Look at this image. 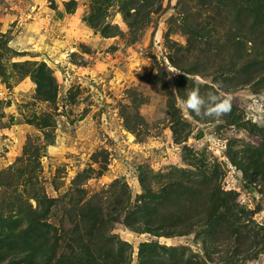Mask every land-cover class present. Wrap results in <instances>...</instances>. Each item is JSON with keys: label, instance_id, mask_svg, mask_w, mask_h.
<instances>
[{"label": "rangeland", "instance_id": "1", "mask_svg": "<svg viewBox=\"0 0 264 264\" xmlns=\"http://www.w3.org/2000/svg\"><path fill=\"white\" fill-rule=\"evenodd\" d=\"M71 1L0 0V40L6 41L7 47L0 42V173L15 171L11 179L0 180V200L7 198L1 210H8L4 204L8 198L19 199L17 206L28 201L27 191L20 186L23 181L26 188L62 198L51 218L54 223L66 215L71 200L79 199L78 190L86 191L83 199L96 193L108 197V190L118 181L127 184L133 201L141 193L140 166L149 168V174L165 173L173 167L197 172L183 161L186 145L199 158L219 165L222 187L238 192L239 203L251 218L249 224L256 230L264 226V184L248 186L228 153L229 140L235 148L244 142L260 143L248 127H264V92L242 88L220 93L230 97L243 115L242 125L232 126L219 118L196 120L177 98L183 120L189 123L178 134L190 132L186 142L177 143L161 77L165 70L170 87H175L179 71L170 63V47L173 42L186 44L179 21L173 18L177 0H158L140 29L125 22L120 0L101 3L108 8L105 26L110 28L105 34L113 35L109 37L85 20L94 0H74L75 10L68 11L66 3ZM29 61L44 62L52 69L57 83L55 102L38 97L31 74L20 66ZM197 79L212 86L211 79ZM135 88L144 92L146 99L140 112L148 132L140 139L125 128L121 110ZM90 168L94 170L85 179ZM151 179L157 188L158 180ZM30 203L38 205L34 198ZM112 232L132 244L134 263L144 241L202 250L195 234L157 237L120 222ZM209 264L225 263L216 258ZM245 264H264V252Z\"/></svg>", "mask_w": 264, "mask_h": 264}, {"label": "trees", "instance_id": "2", "mask_svg": "<svg viewBox=\"0 0 264 264\" xmlns=\"http://www.w3.org/2000/svg\"><path fill=\"white\" fill-rule=\"evenodd\" d=\"M110 1L94 0L85 18L90 27L106 37L113 35L105 34L110 28L105 26L108 8L101 3ZM119 2L125 22L140 29L145 27L158 0ZM75 5L74 0L67 2L66 10L74 11ZM176 7L173 18L179 21L176 23L187 37L186 44L173 42L170 47V63L179 71L175 87H170L165 70L161 77L165 79L162 87L175 140L184 143L190 132L178 133L189 123L183 120L177 98L184 101L196 120L219 118L232 126L242 125L243 115L230 100L227 110L216 108L218 99L228 97L220 93H235L242 88L264 92V0H177ZM0 42L7 49L6 41ZM20 66L24 73L31 74L38 97L55 102L57 83L52 69L44 62L29 61ZM198 76L211 79L212 86L201 83ZM197 85L202 97L199 111L186 104L188 92ZM145 101L144 92L135 88L129 102L121 104L125 128L138 139L148 132L140 112ZM248 130L260 138V143L244 142L235 148L229 140L230 160L248 186L264 184V127L251 124ZM183 149V161L197 172L173 167L165 173L149 174V168L140 166L141 193L135 200L127 184L118 181L108 190V197L96 193L83 199L86 191L78 190L81 196L71 200L64 211L66 215L57 223L51 218L62 198L49 197L31 186L26 188L23 181L20 186L28 193L27 202L17 206L19 199L8 198L4 203L6 213L1 203L7 198L2 196L0 200V264H209L216 258L225 264H245L263 253L264 226L256 230L249 224L251 218L239 203L238 192L222 187L219 165L199 158L186 145ZM93 170L85 171V179ZM14 173L3 171L0 180H9ZM151 177L158 180L157 188ZM31 198L37 201V207L30 203ZM118 222L157 237L195 234V242L202 244L201 253L184 245L144 241L134 263L132 244L112 232Z\"/></svg>", "mask_w": 264, "mask_h": 264}, {"label": "clouds", "instance_id": "3", "mask_svg": "<svg viewBox=\"0 0 264 264\" xmlns=\"http://www.w3.org/2000/svg\"><path fill=\"white\" fill-rule=\"evenodd\" d=\"M229 100L230 97H224L223 99H218V101L214 103V106L219 109L227 110L230 107ZM201 103H202V97L199 96V87L197 85L188 92V99L186 101V104L188 107L199 111Z\"/></svg>", "mask_w": 264, "mask_h": 264}]
</instances>
